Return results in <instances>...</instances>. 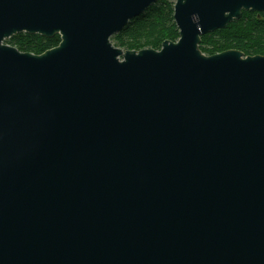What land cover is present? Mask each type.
Returning a JSON list of instances; mask_svg holds the SVG:
<instances>
[{
	"label": "water",
	"instance_id": "1",
	"mask_svg": "<svg viewBox=\"0 0 264 264\" xmlns=\"http://www.w3.org/2000/svg\"><path fill=\"white\" fill-rule=\"evenodd\" d=\"M0 0V264H264V55L201 37L264 0ZM51 38L40 54L5 41Z\"/></svg>",
	"mask_w": 264,
	"mask_h": 264
},
{
	"label": "trees",
	"instance_id": "2",
	"mask_svg": "<svg viewBox=\"0 0 264 264\" xmlns=\"http://www.w3.org/2000/svg\"><path fill=\"white\" fill-rule=\"evenodd\" d=\"M174 0H157L147 11L129 21L127 26L111 37L115 46L123 49H160L163 41H176L179 29L174 20ZM18 50L40 54L60 42L56 34L46 38L38 34L18 33L5 41ZM200 49L211 55L237 49L247 55H264V14L243 10L242 17L226 27L201 37Z\"/></svg>",
	"mask_w": 264,
	"mask_h": 264
},
{
	"label": "rangeland",
	"instance_id": "3",
	"mask_svg": "<svg viewBox=\"0 0 264 264\" xmlns=\"http://www.w3.org/2000/svg\"><path fill=\"white\" fill-rule=\"evenodd\" d=\"M174 2H175V0H174ZM114 44V43H113Z\"/></svg>",
	"mask_w": 264,
	"mask_h": 264
}]
</instances>
